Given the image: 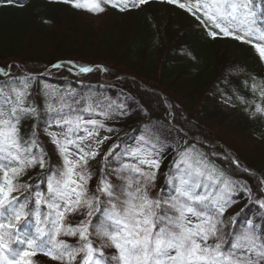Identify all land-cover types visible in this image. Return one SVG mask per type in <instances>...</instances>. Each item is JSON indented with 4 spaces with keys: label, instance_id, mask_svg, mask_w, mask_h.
I'll use <instances>...</instances> for the list:
<instances>
[{
    "label": "snow or ice",
    "instance_id": "snow-or-ice-1",
    "mask_svg": "<svg viewBox=\"0 0 264 264\" xmlns=\"http://www.w3.org/2000/svg\"><path fill=\"white\" fill-rule=\"evenodd\" d=\"M47 2L99 14L103 5L125 11L149 0ZM160 2L193 16L212 40L229 38L251 45L264 64V0ZM0 4L16 6L22 0H0ZM13 67L22 74L13 77ZM51 68L73 75L96 70L75 61L54 63ZM242 71L237 68L231 75ZM45 72L51 75L48 69L30 73L18 64L0 68L4 78L0 79V264H37L39 255L54 264H264V222L246 217L241 224L239 213L229 212L241 194L250 201L257 196L247 179L236 178L254 176L252 170L227 151L220 156L204 150L215 149L214 143L190 142L181 130L151 122L137 129L131 141L112 144L105 152L116 129L104 121L128 115L130 105L116 100L94 104L88 96L75 101L81 108H73L66 101L77 93L61 95L47 82ZM223 84L229 87V79ZM32 85L34 92L28 91ZM256 90L253 83L252 91ZM217 91L223 102L231 101L220 86ZM232 91L248 105L244 111L250 119L264 120V107L256 104L253 109L235 87ZM40 95L45 98L43 110L35 99ZM260 96L264 100V91ZM57 98L59 107L51 102ZM29 119L34 120L30 133L22 124ZM41 124L59 162L40 140ZM53 127L61 131H50ZM169 152L174 159L164 172ZM112 160L118 166L109 167ZM91 161L99 165L94 189L89 184ZM37 167L40 172L33 184L18 182L27 169ZM161 177L163 185L158 183ZM157 187L160 191L153 194ZM22 189L30 191L24 194ZM259 193L255 203L264 209V179L259 181ZM62 237H73L75 243Z\"/></svg>",
    "mask_w": 264,
    "mask_h": 264
},
{
    "label": "trees",
    "instance_id": "trees-1",
    "mask_svg": "<svg viewBox=\"0 0 264 264\" xmlns=\"http://www.w3.org/2000/svg\"><path fill=\"white\" fill-rule=\"evenodd\" d=\"M113 2L121 3V0ZM103 7V12L91 14L47 0H22V4L16 6L0 4V68L4 63L13 62L11 64H18L30 73L49 69L50 76L44 73L47 82L61 91L77 93L74 99L66 101L71 103L88 96L94 100L99 95V73L74 76L52 69L51 65L61 61L88 66L103 64L107 69L105 78L119 77V83L148 107L150 112L146 116L166 126L170 125L169 118L182 135L187 134L188 140L199 137L221 144L242 165L264 179V120L250 119L244 111L248 105L242 104L232 91L235 87L253 109L256 104L264 107L260 96L264 91V64L254 55L251 45L229 38L212 40L193 16L160 0H149L139 8L125 11L108 5ZM94 20L98 23L94 24ZM237 68L243 71L231 75ZM12 74L20 76L21 69L13 67ZM225 78L230 81L227 88L223 84ZM139 83L150 87L141 89ZM253 83L257 85L255 93ZM217 86L232 96L231 101L221 100ZM35 90L36 85L28 89ZM35 99L43 110L41 95ZM165 102L169 103L170 111ZM55 106L59 107V101ZM73 108L81 107L75 105ZM32 123L33 119L23 121L24 130L30 133ZM41 127L44 125L38 130ZM39 136L53 153V160L59 162L60 157L54 154L42 135ZM204 150L224 155L218 148ZM39 172L38 167L27 169L18 182L33 184ZM236 178L247 179L260 194L257 175ZM21 191L27 194L30 189Z\"/></svg>",
    "mask_w": 264,
    "mask_h": 264
},
{
    "label": "rangeland",
    "instance_id": "rangeland-1",
    "mask_svg": "<svg viewBox=\"0 0 264 264\" xmlns=\"http://www.w3.org/2000/svg\"><path fill=\"white\" fill-rule=\"evenodd\" d=\"M93 23L97 24L98 20H94ZM11 63H13V62H10V64ZM8 64L4 63L3 66L6 67ZM90 66H92L93 68L96 69L95 71H93L91 73H95V72L99 73V79L101 82V85L99 87V95L94 100L91 101L92 103L95 104L97 101H102V102H104V105H106L109 102V100H116L117 102H123L126 105H130V108L127 109L128 113H129L128 115H126V116L114 115L113 119L104 121V123L107 126L115 128L116 131L114 133H112L111 140L106 142V144L103 148V151L106 152L108 147H110L112 144L118 143L117 141L121 140L120 143H123L125 141H131L132 137L137 135V129L142 128L144 125L148 124L149 122H151L152 124H157V125L164 127V128H174V129L179 130L177 127H175L171 124V120L169 118L167 119V121L170 125L166 126V125L162 124L161 122H159L158 120H155L153 118H149L148 116H146V114H148L150 112L148 107L143 105L132 92H130L127 88L123 87L119 83V80H120L119 77H117L116 79H112V80H107L105 78L104 71H101L98 67V66L103 67V64L98 63V64L90 65ZM88 74H90V73H88ZM71 75H73V74H71ZM74 76H80V75H74ZM139 87L141 89H144V87H150V85L139 83ZM5 91H7V90H5ZM64 92L65 91L60 90L61 95ZM44 100H45L44 96L41 95V102H44ZM57 101H58V98L55 100H52L51 102L55 106ZM68 104H70L72 107L75 105L82 107V105L76 104L75 102H71ZM164 104H165L167 111H170L169 103L165 102ZM85 118H88V117L85 116ZM94 118L102 119V117H100V116H95ZM50 131L60 132L61 129L53 127L50 129ZM38 132L40 135H42L46 144L49 145L51 147V149L54 151L53 146L49 143L48 137L45 135L44 127H41L38 130ZM104 134H106V133L101 132V135H104ZM181 134H182V132H181ZM79 135H83V132L79 133ZM173 137H175V132H173ZM197 139H200V138L199 137L189 138V140H192V141H196ZM212 143H214L217 146L216 148H218L220 150H222L221 148H224L221 144H219L217 142H212ZM224 150L227 151L225 148H224ZM224 150H222L223 153H225ZM173 158H174V154L172 152H169L167 154V158L163 161L162 171H164V172L166 171L168 165L170 164V162ZM99 159L100 158L98 157L97 160H99ZM110 160H111V158H110ZM90 164L92 165L91 171L93 172V178L89 182V184H90V187L94 189L95 185H96V181H97L98 176H99V172H97L98 170L96 168L99 165H98L97 161H91ZM116 166H118L117 162L115 160H112L109 167H116ZM113 179H115V178L113 177ZM258 179L260 181L261 179H263V177L258 176ZM158 183L160 185H163V177H161V179L158 181ZM251 188H252L253 192L256 193L254 188L253 187H251ZM158 191H160L159 187L154 189L153 194H155ZM259 195L257 194L255 199H259ZM241 196H242V198H239L237 200V203H235L229 209V212H231L233 215H235L236 213H239L241 216V221H240L241 224L244 222L246 217L247 218H253L256 221V223H258V224L261 222H264V209H260L257 206V204L255 203V199L250 201L246 196H243V194H241ZM62 239H65L70 244L75 243V238H73V237H62ZM35 260H36L37 264H54V262H49L48 259L46 257H44L43 255L37 256L35 258Z\"/></svg>",
    "mask_w": 264,
    "mask_h": 264
},
{
    "label": "water",
    "instance_id": "water-1",
    "mask_svg": "<svg viewBox=\"0 0 264 264\" xmlns=\"http://www.w3.org/2000/svg\"><path fill=\"white\" fill-rule=\"evenodd\" d=\"M222 150H224V148H221ZM225 151V150H224ZM254 174H256V172L253 171Z\"/></svg>",
    "mask_w": 264,
    "mask_h": 264
}]
</instances>
